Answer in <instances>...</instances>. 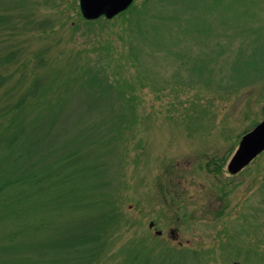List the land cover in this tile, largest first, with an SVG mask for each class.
Returning a JSON list of instances; mask_svg holds the SVG:
<instances>
[{
	"label": "rangeland",
	"instance_id": "rangeland-1",
	"mask_svg": "<svg viewBox=\"0 0 264 264\" xmlns=\"http://www.w3.org/2000/svg\"><path fill=\"white\" fill-rule=\"evenodd\" d=\"M0 14L1 138L61 106L55 133L63 132L48 153L60 157L81 115L97 109L80 77L92 71L111 86L98 101L104 115L83 119L111 123L103 149L90 153L119 219L94 264H120L143 241L176 264H264V150L237 173L227 169L264 117V0H133L95 19L84 18L79 0H0ZM37 79L35 97L14 111ZM4 144L0 174L9 175L20 152L3 155ZM75 168L72 184L82 185L83 167ZM13 202H0V217ZM9 241L0 230V264H26L3 249Z\"/></svg>",
	"mask_w": 264,
	"mask_h": 264
},
{
	"label": "trees",
	"instance_id": "trees-1",
	"mask_svg": "<svg viewBox=\"0 0 264 264\" xmlns=\"http://www.w3.org/2000/svg\"><path fill=\"white\" fill-rule=\"evenodd\" d=\"M6 18L7 15L0 14V24ZM40 83L39 79L32 83L27 93L13 104L14 111L25 105L28 96L35 97ZM78 84L81 88L88 86L85 90L90 100L88 106L97 109H86L81 115V126L73 131V141L69 142L67 149L66 144L64 145V154L60 157L51 158V154L52 149L56 148L55 138L63 132L55 133V125L62 118L61 106L55 107L54 112L50 109L51 115L47 114V118L39 124L34 121L22 123L21 129L8 136L3 135L2 138L0 132V139L7 146L1 154L20 152V158L12 160L9 175L0 174V202L6 199L15 201L4 204L8 210L0 217V230L10 239V243H6L3 249L21 252L23 260H27L26 264H94L108 247L106 239L109 237V230L119 220L114 208L106 200L108 183L102 175L105 170L101 169L100 162L92 160L90 153V149L96 146L103 149V138L109 135L111 123L85 127L83 121L85 119L89 123L98 113L104 115L106 109L98 101L110 93L108 91L111 86L104 85L101 78L92 71L86 77H80ZM93 90L99 95L96 96ZM51 150L52 153L48 155ZM78 162L81 164H77ZM70 165L74 170L62 173ZM79 165L83 167V184H72L78 181L75 167ZM62 197L65 199V211L59 205ZM83 207L94 209L91 208L85 216L68 220L69 213L74 214ZM63 215L68 221L64 226L58 221ZM29 250L32 251L27 252ZM126 250L120 264H176L174 254H154L150 245L144 241L137 242Z\"/></svg>",
	"mask_w": 264,
	"mask_h": 264
},
{
	"label": "water",
	"instance_id": "water-1",
	"mask_svg": "<svg viewBox=\"0 0 264 264\" xmlns=\"http://www.w3.org/2000/svg\"><path fill=\"white\" fill-rule=\"evenodd\" d=\"M133 0H79L82 15L86 19H95L101 15L111 18L125 10ZM264 150V117L253 128L245 132L228 162L229 173L234 174L248 165ZM153 223H150L152 226Z\"/></svg>",
	"mask_w": 264,
	"mask_h": 264
}]
</instances>
